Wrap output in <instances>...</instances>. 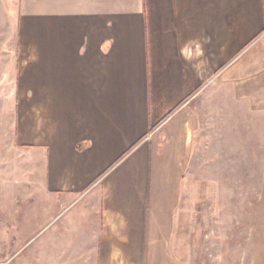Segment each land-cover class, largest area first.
I'll return each instance as SVG.
<instances>
[{"label":"crops","instance_id":"obj_1","mask_svg":"<svg viewBox=\"0 0 264 264\" xmlns=\"http://www.w3.org/2000/svg\"><path fill=\"white\" fill-rule=\"evenodd\" d=\"M17 1L55 218L98 264H166L190 101L264 109V0Z\"/></svg>","mask_w":264,"mask_h":264},{"label":"rangeland","instance_id":"obj_2","mask_svg":"<svg viewBox=\"0 0 264 264\" xmlns=\"http://www.w3.org/2000/svg\"><path fill=\"white\" fill-rule=\"evenodd\" d=\"M17 3L0 0V264H98L92 241L70 239L68 217L55 218L61 198L37 147L35 80L21 72L35 59H14ZM186 116L166 264H264V109L198 95Z\"/></svg>","mask_w":264,"mask_h":264},{"label":"trees","instance_id":"obj_3","mask_svg":"<svg viewBox=\"0 0 264 264\" xmlns=\"http://www.w3.org/2000/svg\"><path fill=\"white\" fill-rule=\"evenodd\" d=\"M79 147H81V145Z\"/></svg>","mask_w":264,"mask_h":264}]
</instances>
